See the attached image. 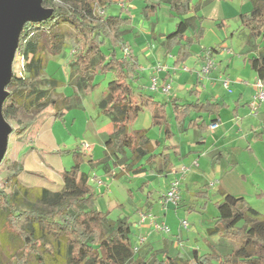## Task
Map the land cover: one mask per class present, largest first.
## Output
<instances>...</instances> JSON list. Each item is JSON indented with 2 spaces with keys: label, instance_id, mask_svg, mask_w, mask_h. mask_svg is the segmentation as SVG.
Here are the masks:
<instances>
[{
  "label": "trees",
  "instance_id": "16d2710c",
  "mask_svg": "<svg viewBox=\"0 0 264 264\" xmlns=\"http://www.w3.org/2000/svg\"><path fill=\"white\" fill-rule=\"evenodd\" d=\"M118 1L42 0V5L51 8L52 13L47 18L25 22L16 55H30L31 59L22 74L13 73L2 107L5 118L16 124L12 133L22 137L41 123L48 112L63 120L66 110L81 104L82 94L96 88L98 74L115 71L116 77L109 81L103 101V112L111 118L114 129L105 142L104 156L89 160L92 167L101 165L106 174L115 178L141 173L146 170L145 164L166 163L167 159V155L155 152L148 135L150 128L130 130L144 108L152 111L151 127L167 124V112L166 103L151 94L135 92L140 63L125 38L132 24L129 10L99 13L100 8ZM169 1L181 13L197 9L189 0ZM249 1L251 9L240 14L241 23L250 37L264 36V0ZM151 5L148 15L156 9L155 4ZM196 20V15L186 17L168 34L169 47L179 45L178 61L189 54L193 40L187 32L197 27ZM61 23L75 29L74 36L70 37L74 57L67 64L74 68L68 84L76 91L65 95L59 105L58 100L50 97L49 90L40 86L36 74L47 67L48 54L59 55L64 48L67 35L57 31ZM203 29L199 28L197 38L202 36ZM124 50L126 53L121 54ZM248 62L258 78L264 80V54L253 56ZM47 84L57 88L64 82L49 78ZM172 106L179 118L194 109L219 114L223 105L212 101L180 103L175 100ZM217 120L219 117L213 121ZM85 155L88 154L78 148L73 151L74 164L62 171L64 185L56 191L23 185L19 180L24 169L22 163L6 162L9 164L6 183L0 185V264H264V214L244 196L230 193H224L215 202L218 214L207 235H218L232 243L231 252L223 253L210 243L209 252L201 253L194 248L190 259L182 254L171 255L165 248L163 256L158 250L140 255L142 246L139 251L135 250L137 242L132 238L130 219L114 218L110 210L96 206L99 192L90 183V174L82 170ZM163 170H169V166L156 168L159 172ZM196 194L205 198L203 206L206 207L208 190ZM180 202L181 199L176 205Z\"/></svg>",
  "mask_w": 264,
  "mask_h": 264
},
{
  "label": "crops",
  "instance_id": "0c3cea01",
  "mask_svg": "<svg viewBox=\"0 0 264 264\" xmlns=\"http://www.w3.org/2000/svg\"><path fill=\"white\" fill-rule=\"evenodd\" d=\"M200 27H203V25L197 24V27L193 29L194 32H192V35L190 36L192 37L193 43L190 46L189 54L184 60L180 61H178L179 45L169 47L168 34L170 32L167 34L154 32L152 45L157 49L154 50V53L152 51V55L148 57L145 62V67L140 60V55L135 51L134 45L132 44V40L134 39L130 32L132 33L134 31L131 29V25L128 27V33L125 35V38L131 45V48L138 57L140 63V79L134 83L136 94H151L160 102L166 103L167 124L153 127H142L150 128L148 135L155 145V152L167 155L166 163L160 162L152 166L145 164V171L137 174L127 173L120 178H115L110 174H106L101 165L92 167L89 160H98L104 156L106 149L105 142L113 132L114 126L111 118L103 112L105 103L102 104L100 111L97 109V116H95L91 113L92 111L88 110L87 103L84 100L85 95H81V104L77 107L66 110L64 119L60 120L61 123L56 125L58 119L48 112L47 116L44 115L45 119L41 123L32 127L34 128L33 130L37 131L36 134H25L22 137L17 136L18 139L14 144V160H19L24 168L19 174L20 182L29 187H45L53 191L63 188L64 181L61 173L62 171L71 168L74 164L73 151L77 148L81 150L80 141L83 139V137L79 138V140L75 141L74 144H71V146L68 147H66V142L62 140L63 135L65 134V128L69 127V111H72L73 109H76L75 113H72L75 115L71 118V124L73 125L77 122L76 114H78L79 110L86 113L85 117H87V121L94 124L95 128L97 118H101L102 121V125L99 127V130L103 133L102 135L104 137L102 139V153L96 154L97 152L92 149L88 155H85L86 161L82 164V170L90 174V183H93L97 187L99 195L105 194L108 191L109 184L112 183V181L123 180L127 187L128 194L134 197L135 191L131 182H137L136 187H140V190L144 192V189H146V187L149 188L151 183H153V180L157 179L158 176H167L171 173H178L181 168L180 163L183 166L181 171L184 174H187L188 171L192 170L193 166L199 167L200 161L205 156L209 157V165L212 166L214 170H223L225 169V166H223L222 161L223 159H228L233 150L235 151L238 148H246L251 155H255V144L259 142L261 143V139L264 137V102L258 105L256 111L252 109L251 105L254 100V95L256 94L254 82L258 78V75L257 72L251 68L248 59L256 56V54L250 56V53H248L240 56L242 57L243 70L246 71L247 77L250 78L252 76V80L242 77L243 75L240 73L238 74L239 76H235L237 80L233 81V77L230 74V70H233L234 68L233 55L230 53V55L225 56L218 52L220 46L227 48L228 51L231 49L230 45L226 42H224V44L221 43L215 45L205 44L202 48L200 46L198 48L199 54L194 56L193 47L202 42L205 36L204 32H202V36L197 38L196 33L199 31ZM249 40L252 50L258 51L259 55L262 53L264 54V48L261 44L257 48V42H254L252 37H250ZM246 47H248L247 43L245 44L244 49H246ZM205 49L211 50V56L214 60V66L207 74L201 72V69L206 62L207 52L204 53ZM230 51L233 50L231 49ZM109 72H112L113 76L116 77L115 71L112 70ZM240 72H242V70ZM251 72L252 75H250ZM151 76H153L152 78L156 77L157 79L155 88L149 87V77ZM225 78L230 80L229 88H226L223 85V80ZM231 84L236 85L238 89L231 90ZM165 85H170L169 91L164 90ZM105 92L106 90L104 93ZM175 100L180 103L212 101L218 102L223 106L220 109L219 114H211L207 111H198L194 109L190 110L186 116L183 117V114H181L179 115V118H177L172 106V102ZM148 110L151 112L152 122V111L150 109ZM218 117L220 125L215 130L211 131L209 125ZM154 127H157L158 129L157 132L152 135L151 133ZM254 133L258 136L252 137ZM191 134L194 135L190 138L189 136ZM237 165V163H233L232 170L237 169ZM158 166H169V170H163L161 172L156 171ZM185 168L186 172H184ZM114 171H117V168H114ZM194 172L195 175L192 176V179H198L201 172L197 170ZM242 177L246 178L247 174L242 173ZM134 178H137V180L134 181ZM98 181H102V184H99ZM217 182L220 185L218 190V200H221L224 193H230V190L225 185H221L222 180H217L208 183L207 185L215 186ZM168 188V184H165L164 187L159 190L161 199L159 205L162 209L161 212L163 211L162 214L165 216L166 210L169 207L178 208L180 206H187L188 211H196L197 204L194 203V197L201 199L200 207L202 209H205V211L208 209L209 192L206 207L203 206L205 198L196 194L207 189L192 190L190 192L191 203L189 204H184V202H182L183 196H181V202L177 206L173 203H165L164 194ZM263 192L264 191L262 190V193ZM152 193H154V190L150 189L146 196L144 206L137 207L139 211L138 214L150 212L156 215L158 220H163L168 224V221L163 216L157 214L158 212H155L152 208L154 203L151 200ZM118 206L122 207L124 204L114 201L108 206V208L99 209L104 211L110 210L111 216H113V209ZM118 217L124 216L122 213H119L116 218ZM212 224L213 221L210 225ZM144 226L143 230L149 229L151 234L147 236V242L145 241L146 244L144 243L145 245H142V249L139 252L140 255H148L151 251L158 250L162 251L160 256H163L165 248L171 255H176L177 253L182 254V250H186L185 252L189 257L182 254L185 258L190 259L193 256V249H189V247L182 243L183 235L180 233H177L172 229V233L175 234V236H172L153 229L149 223H146ZM211 238H214L215 240L220 237L215 235ZM210 243L212 242L208 241L207 248L205 250L199 248V251L201 253L209 252ZM212 244L217 247L216 243L213 242ZM180 247L183 249H179Z\"/></svg>",
  "mask_w": 264,
  "mask_h": 264
},
{
  "label": "rangeland",
  "instance_id": "374dc122",
  "mask_svg": "<svg viewBox=\"0 0 264 264\" xmlns=\"http://www.w3.org/2000/svg\"><path fill=\"white\" fill-rule=\"evenodd\" d=\"M189 2L192 6L195 5L197 8L192 11V13H181L177 11L173 7L172 1L169 0H133L130 2L126 0H119L117 3L102 7L101 10H99V13L117 14L121 12L124 13L126 10H129L130 14L132 15L131 29L134 31L132 33L130 32L134 39L132 40V44L134 45L135 51L140 55V60L144 64V67L146 60L152 55V51L154 53V50L157 49L152 45V39L154 37L153 33L156 32L167 34L168 32L175 30L177 24L184 18L196 15V24L203 25V32L205 36L202 42L196 44L195 47H193L194 56L199 54L198 48L200 46L202 48V46L205 44L215 45L221 43L224 44V42H226L228 45H230L233 51H230L231 49L228 51L227 48L220 46V50L218 52L225 56L230 55V53L233 55L234 68L233 70H230L233 81L237 80L235 76L240 73H242V77L246 79L249 78L247 77L246 71L243 70L244 67L242 57L240 56L242 54L244 55L248 53H250V56L253 54H256L257 56L259 55V52L251 49L252 47L249 40L250 36L248 35L247 29L241 23L240 14L251 9V2L249 0H189ZM152 3L155 4L156 9L154 12H151L148 15ZM45 8L50 9L49 7ZM57 31L64 32L65 35H67L64 48L59 55H47L50 59L47 67L44 71L36 74V77L38 81H40V86L42 88L48 89L50 97L58 100L59 105H61V99L65 95L72 94L74 91H76L75 88L68 84L71 79L70 77H72L71 75L72 71H74V68L67 64L68 62L72 61L74 57V51L71 45L70 37L74 36L75 29L69 24L61 23L57 27ZM192 32H194L193 27L190 28V30L187 32V35L191 36ZM252 39L254 42H257V48L260 44L264 48V36L252 37ZM181 42L184 44L186 41L183 39ZM246 43L248 44V47L244 49ZM207 50L209 49H205L204 53H206ZM125 53V50L121 52V54ZM30 59V55L26 57H19L15 54L12 63V72H24V70L29 65ZM241 70L242 72H240ZM250 75H252V72ZM152 77L153 76L149 77L150 88H153ZM49 78L60 79L64 82V84L57 88H53L47 84ZM113 78H115V76H113L112 72L98 74L95 82L99 83V86L97 84L94 90L82 94L85 95L84 100L87 103L88 110L92 111L91 113L95 116H97V109L100 111L102 108L105 98L104 91L106 90L109 81ZM249 79L252 80V76ZM236 88V85L231 84V90H235ZM75 111L76 109L69 111V127L65 128V134L62 138V140L66 142V147L71 146V144H74V142L79 140V138L83 137L84 140L92 144V149L97 152L96 154H101L102 139L104 138L102 135L103 133L99 130V127L102 125L101 118H97L95 128L94 124H91V122L87 121V117H85L86 113L79 110L78 114H76L77 122H75L73 125L71 124V118L75 115L72 114L75 113ZM8 122L12 126H16L14 121L8 120ZM58 123H61L60 119L56 121V125ZM149 126H151V112L148 109H144L134 120V123L130 126V129L134 130ZM33 129L34 128H31L26 133V135L36 134L37 131ZM157 129V127H154L151 134L154 135L157 132ZM193 135L194 134H191L189 137L191 138ZM253 136H255V133L252 135V137ZM17 139L18 138L15 133H11L9 135L8 148L4 158L5 163L1 164L0 166L1 186H4L6 183V177L9 171V164L7 163H10L12 160H14V144ZM261 140V143L259 142L255 144V155H251L248 150H246V148H238L235 151L233 150L230 153L228 159H223V166H225V169L223 170H214L212 166L209 165V157L205 156L203 158L201 157L202 160L199 163V167L193 166L192 170H187L188 172L187 174L185 173L186 175L181 171L183 166L180 163L181 168L179 169L178 173H171L167 176H158L157 179L153 180V183H151L149 188L146 187V189H144V192L140 190V187H136L137 182H131L135 191L134 197L128 194V190L126 189L127 187L123 180L112 181V183L109 184L108 191L105 194H100L97 197L96 206L100 209H106L114 201L124 204L122 207L118 206L113 209V217L116 218L119 213H122L123 216L130 219L133 230L132 238L135 242H137L140 237L143 236L147 238V236L151 234L149 229L143 230L146 223L140 222L141 213L138 214L139 211L137 207L144 206L146 196L149 193V190L152 189L154 190L151 199L154 202L152 208L155 212H158L157 214L163 216L168 221V224L171 228V232L168 234L175 236V234L172 233L173 229L175 232L183 235L182 243L189 247V249L202 248L205 250L207 248V242L211 241L212 243H216L217 248L221 252H231L234 247L232 243L220 238H216L214 240V238H211L207 235L208 227L211 226L210 224L214 220V216L218 214V210L214 202L218 200V190L220 186L218 182L215 186H208L207 184L217 180H222L221 185H225L230 190V193L236 196H245L251 205L264 214V192L262 193V190L264 191V137ZM233 163L238 164V167L235 170H232ZM195 170L201 172V175L198 177V179H192V176L195 175ZM242 173H246L247 177L243 178ZM176 178L180 180V191L181 196H183L182 202H184V204L191 203L190 192L192 190L204 188L208 190L209 199L208 209L206 211L200 207L201 199L194 197V203L197 204L196 211L190 212L187 210V206H180L178 208L169 207L166 210V216L162 214L163 211L161 212L162 209L159 205V201L161 200L159 190H161L165 184H168V187H170V183ZM134 179V181L137 180V178ZM184 220L188 222L187 227L182 224ZM179 249L183 248L180 247ZM185 251L182 250V254L186 255V257H189Z\"/></svg>",
  "mask_w": 264,
  "mask_h": 264
},
{
  "label": "water",
  "instance_id": "95a60500",
  "mask_svg": "<svg viewBox=\"0 0 264 264\" xmlns=\"http://www.w3.org/2000/svg\"><path fill=\"white\" fill-rule=\"evenodd\" d=\"M52 9H46L42 0H0V165L3 162L9 135L13 126L3 114V103L11 81L12 63L17 52L20 33L25 22L47 18Z\"/></svg>",
  "mask_w": 264,
  "mask_h": 264
},
{
  "label": "built area",
  "instance_id": "2783aa9c",
  "mask_svg": "<svg viewBox=\"0 0 264 264\" xmlns=\"http://www.w3.org/2000/svg\"><path fill=\"white\" fill-rule=\"evenodd\" d=\"M101 10V8H100ZM211 50L207 51V56H206V62L203 65L201 72L203 74H207L209 73V71L213 68L214 66V60L212 59L211 56ZM20 74H22L23 72L20 71ZM157 79L156 77L153 78V88L156 87V82ZM223 85L226 88H229L230 86V80L228 78H225L223 80ZM254 85L256 87V94L254 95V100L252 101L251 105H252V109L254 111L257 110L258 105L260 103L264 102V80L261 78H257L256 81L254 82ZM170 89V85H165L164 90L165 91H169ZM220 125V120L217 121H213L210 125L209 128L211 131L215 130L218 126ZM80 148L81 150L85 153V154H89L92 150V144L84 139H82L80 141ZM186 168L184 169L185 172ZM99 184H102V181H98ZM181 199V191H180V180L178 178L174 179L171 183H170V187L166 190L165 194H164V201L165 203H173V204H178V202ZM140 222L142 223H149L150 226L158 231H162L165 234H168L170 232V226L163 220H158V217L156 215H154L153 213L150 212H143L141 213V219ZM182 224L187 227L188 226V222L187 221H183ZM146 241V237H140L139 240L137 241L136 245H135V250L139 251L140 247L145 243Z\"/></svg>",
  "mask_w": 264,
  "mask_h": 264
}]
</instances>
